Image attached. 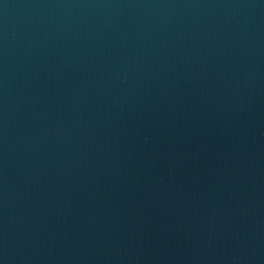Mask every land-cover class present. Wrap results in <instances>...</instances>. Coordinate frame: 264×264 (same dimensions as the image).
I'll return each mask as SVG.
<instances>
[{
    "label": "water",
    "instance_id": "obj_1",
    "mask_svg": "<svg viewBox=\"0 0 264 264\" xmlns=\"http://www.w3.org/2000/svg\"><path fill=\"white\" fill-rule=\"evenodd\" d=\"M0 264H264V0H0Z\"/></svg>",
    "mask_w": 264,
    "mask_h": 264
}]
</instances>
